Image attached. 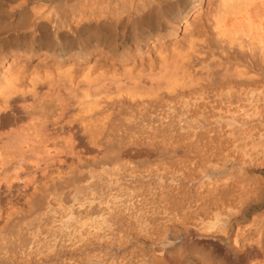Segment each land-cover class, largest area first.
I'll return each mask as SVG.
<instances>
[{
	"label": "bare ground",
	"instance_id": "1",
	"mask_svg": "<svg viewBox=\"0 0 264 264\" xmlns=\"http://www.w3.org/2000/svg\"><path fill=\"white\" fill-rule=\"evenodd\" d=\"M1 222L0 264H264V0H0Z\"/></svg>",
	"mask_w": 264,
	"mask_h": 264
},
{
	"label": "rangeland",
	"instance_id": "2",
	"mask_svg": "<svg viewBox=\"0 0 264 264\" xmlns=\"http://www.w3.org/2000/svg\"><path fill=\"white\" fill-rule=\"evenodd\" d=\"M142 151H144V150H140L139 153L141 152V154H144V152H142ZM21 204H22V206H23V203L20 202V206H21ZM24 208H25V207H24ZM1 225H2V222L0 223V227H1Z\"/></svg>",
	"mask_w": 264,
	"mask_h": 264
},
{
	"label": "snow or ice",
	"instance_id": "3",
	"mask_svg": "<svg viewBox=\"0 0 264 264\" xmlns=\"http://www.w3.org/2000/svg\"><path fill=\"white\" fill-rule=\"evenodd\" d=\"M229 264H237V262L230 261Z\"/></svg>",
	"mask_w": 264,
	"mask_h": 264
}]
</instances>
